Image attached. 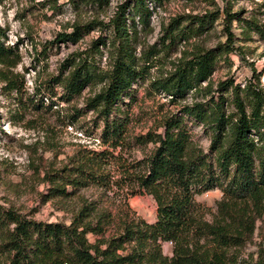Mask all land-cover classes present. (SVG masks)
<instances>
[{"label":"trees","instance_id":"trees-1","mask_svg":"<svg viewBox=\"0 0 264 264\" xmlns=\"http://www.w3.org/2000/svg\"><path fill=\"white\" fill-rule=\"evenodd\" d=\"M152 1L162 2L124 0L107 20L74 22L69 30L58 31L43 42L39 54H45L51 44L74 43L92 29L100 30L89 46L70 53L56 73L36 84L26 104L22 102L25 77L16 69L22 55L16 43H6L7 29L0 23V81L8 92H15L22 108L29 105L49 111L59 100L70 101L87 86L99 85L85 99L84 108L95 111L102 121L100 138L105 147L78 149L66 163L45 171L48 186L43 199L71 198L90 185L108 188L109 167L115 159L110 148L151 144L142 157L121 164V172L156 203L154 221L123 217L113 233L106 232L115 225L113 214L94 200L81 201L68 223L34 219L0 204V264H234L229 249L243 243L253 231L255 217L264 215L260 73L252 68V78L242 86L232 77L215 85L210 81L216 59L234 49L230 24L240 10L225 8V41L210 47L196 43L184 47L169 61L168 69L152 75L151 68L164 62L166 52L203 33L220 14L216 8L173 15L161 27L158 40L137 51L136 22L148 24ZM129 10L137 15L136 21L133 17L129 22ZM251 24L264 37V27L254 20ZM102 47L107 50L106 66L97 60ZM145 79L147 92L170 95L174 103L188 95L191 100L164 115L160 130L130 134V118L121 114L119 102L134 82ZM188 121L200 124L209 135L207 150L193 139ZM215 187L222 196L217 211L207 220L196 195ZM88 233L95 235L94 240ZM163 241L171 242L170 254L163 251Z\"/></svg>","mask_w":264,"mask_h":264},{"label":"rangeland","instance_id":"rangeland-1","mask_svg":"<svg viewBox=\"0 0 264 264\" xmlns=\"http://www.w3.org/2000/svg\"><path fill=\"white\" fill-rule=\"evenodd\" d=\"M124 0H3L0 3V23L7 29L6 43H16L22 55L16 69L24 74L25 91L22 102L49 74L56 73L58 66L70 53L89 46L99 33L92 29L77 42L67 41L51 44L45 54H39L42 43L53 39L58 31L69 30L74 22H86L92 18L107 20L119 3ZM126 1V0H125ZM129 1V0H127ZM152 10L147 25L136 22L137 51L158 40L160 29L168 19L179 13H202L219 9L220 14L200 35L189 41L175 44L163 56L162 64L151 68L152 75L169 68V61L191 48L195 43L204 47L215 46L226 40L223 31L225 8L240 10L230 24L234 34V49L220 55L210 77L212 85L226 77H232L241 86L252 78V68L260 73L264 87V37L251 25L254 20L264 27V0H162L148 4ZM127 13L129 22L137 15ZM104 31V34H108ZM97 60L101 66L109 62L106 47L101 48ZM148 80H137L120 100L121 114L127 113L130 121L128 132L136 134L148 129L160 130L164 115L179 108L180 103L190 101L191 96L174 103L170 95L162 92H147ZM99 88L92 84L70 101L59 100L52 109L35 110L29 105L22 108L15 92H8L0 81V204L13 207L28 217L43 221L68 223L81 201L94 200L100 207L108 209L115 218V225L107 233L115 232L120 218L142 217L152 222L155 219L156 203L153 196L136 190L123 176L121 164L142 157L151 144L110 150L115 155L109 167L108 188L90 185L79 189L76 196L67 199H43L47 192L45 171L59 167L68 161L78 149H102L100 131L102 121L95 111L84 108L85 99ZM60 92V86L56 87ZM45 102L47 101L44 98ZM28 104V102H27ZM79 108V112L74 109ZM193 139L204 150L208 149L209 135L200 124L188 121ZM222 191L215 187L196 195L204 209V217L211 220L217 211V201ZM90 240L95 235L88 233ZM163 251L171 253V242H162ZM234 264H256L264 262V215L256 216L253 231L243 243L231 247Z\"/></svg>","mask_w":264,"mask_h":264}]
</instances>
